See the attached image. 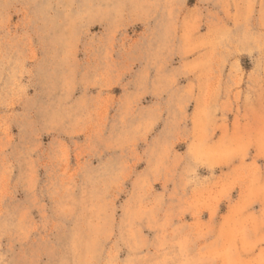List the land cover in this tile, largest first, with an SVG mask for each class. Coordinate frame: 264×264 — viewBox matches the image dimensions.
Returning a JSON list of instances; mask_svg holds the SVG:
<instances>
[{
	"label": "rangeland",
	"instance_id": "1",
	"mask_svg": "<svg viewBox=\"0 0 264 264\" xmlns=\"http://www.w3.org/2000/svg\"><path fill=\"white\" fill-rule=\"evenodd\" d=\"M0 264H264V0H0Z\"/></svg>",
	"mask_w": 264,
	"mask_h": 264
}]
</instances>
